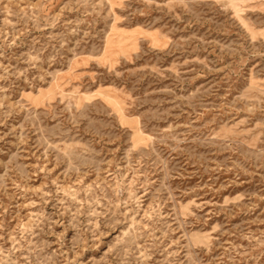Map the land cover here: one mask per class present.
I'll list each match as a JSON object with an SVG mask.
<instances>
[{"label": "rangeland", "instance_id": "rangeland-1", "mask_svg": "<svg viewBox=\"0 0 264 264\" xmlns=\"http://www.w3.org/2000/svg\"><path fill=\"white\" fill-rule=\"evenodd\" d=\"M0 264H264V0H0Z\"/></svg>", "mask_w": 264, "mask_h": 264}]
</instances>
